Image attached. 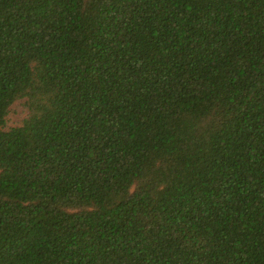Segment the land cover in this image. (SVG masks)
I'll return each instance as SVG.
<instances>
[{
    "label": "trees",
    "instance_id": "1",
    "mask_svg": "<svg viewBox=\"0 0 264 264\" xmlns=\"http://www.w3.org/2000/svg\"><path fill=\"white\" fill-rule=\"evenodd\" d=\"M0 264H264V0H0Z\"/></svg>",
    "mask_w": 264,
    "mask_h": 264
},
{
    "label": "rangeland",
    "instance_id": "2",
    "mask_svg": "<svg viewBox=\"0 0 264 264\" xmlns=\"http://www.w3.org/2000/svg\"><path fill=\"white\" fill-rule=\"evenodd\" d=\"M25 115V111L22 107V102H16L10 110L8 115V121L10 124L16 125ZM9 123L7 124L9 126Z\"/></svg>",
    "mask_w": 264,
    "mask_h": 264
}]
</instances>
